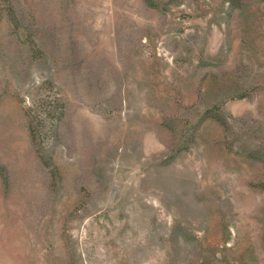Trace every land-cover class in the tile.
<instances>
[{
    "label": "rangeland",
    "instance_id": "rangeland-1",
    "mask_svg": "<svg viewBox=\"0 0 264 264\" xmlns=\"http://www.w3.org/2000/svg\"><path fill=\"white\" fill-rule=\"evenodd\" d=\"M0 264H264V0H0Z\"/></svg>",
    "mask_w": 264,
    "mask_h": 264
}]
</instances>
